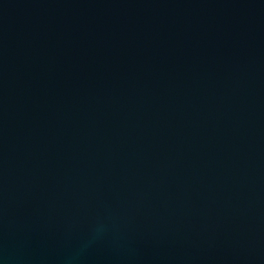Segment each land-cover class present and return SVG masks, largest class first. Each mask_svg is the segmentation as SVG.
I'll return each mask as SVG.
<instances>
[{
	"label": "water",
	"instance_id": "1",
	"mask_svg": "<svg viewBox=\"0 0 264 264\" xmlns=\"http://www.w3.org/2000/svg\"><path fill=\"white\" fill-rule=\"evenodd\" d=\"M0 264H264V0H0Z\"/></svg>",
	"mask_w": 264,
	"mask_h": 264
}]
</instances>
